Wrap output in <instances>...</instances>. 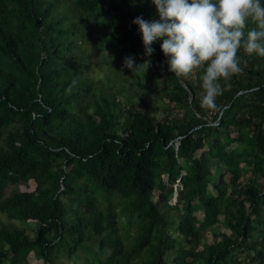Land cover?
I'll use <instances>...</instances> for the list:
<instances>
[{
    "label": "trees",
    "instance_id": "trees-1",
    "mask_svg": "<svg viewBox=\"0 0 264 264\" xmlns=\"http://www.w3.org/2000/svg\"><path fill=\"white\" fill-rule=\"evenodd\" d=\"M131 5L0 0V264H264V57L238 49L215 109L200 103L203 66L171 72L160 40L145 71L124 64L131 84L117 70L93 82L98 57L146 59L132 20L158 18Z\"/></svg>",
    "mask_w": 264,
    "mask_h": 264
},
{
    "label": "clouds",
    "instance_id": "clouds-1",
    "mask_svg": "<svg viewBox=\"0 0 264 264\" xmlns=\"http://www.w3.org/2000/svg\"><path fill=\"white\" fill-rule=\"evenodd\" d=\"M158 19L133 18L137 25L146 59L134 65L132 56L125 57V66L134 69L149 67L160 40V50L171 72L187 75L203 66V94L200 103L217 107L221 95L233 74L242 71L238 49L264 57V0H150ZM249 20L255 27L248 28ZM247 29V30H246ZM223 81V85L221 83ZM75 80L68 86L70 91Z\"/></svg>",
    "mask_w": 264,
    "mask_h": 264
},
{
    "label": "rangeland",
    "instance_id": "rangeland-1",
    "mask_svg": "<svg viewBox=\"0 0 264 264\" xmlns=\"http://www.w3.org/2000/svg\"><path fill=\"white\" fill-rule=\"evenodd\" d=\"M133 5H131V9L134 12V7L136 4H139V0H132ZM148 7V4H146ZM137 6V5H136ZM146 13H150V14H154L156 16V18H158V14L156 12L155 6L151 5L149 6V10L145 11L144 14ZM137 16L141 15V11H136ZM86 48L88 50H93L95 47L92 43H89L86 45ZM93 62L95 63L94 66H92L90 68L89 71H87V76L93 80V82H97V81H104L105 75L106 74H111V76H113L114 71L117 70V72L119 74L122 75V77L128 82V84H131V82L133 81L132 78H135V76L132 75L131 72H129L127 69L123 68L124 66V62L121 63V67L122 68H114L112 70V68L110 67L111 65H106L105 63H103L100 58H96L95 60H93ZM124 80V81H125ZM105 83V82H104ZM128 84H124V88L122 90L123 95H131V93L136 90L139 89L137 85H133L132 87L128 88ZM106 86V85H103ZM118 87L120 86L117 85ZM154 87L151 84V86L148 84L145 87V90H143L144 92V100L146 101V103L149 105V107L153 110V112L155 113V115L157 116V118H160L163 114H165L166 112L164 111L167 105V100L166 98L161 99L159 97V93L154 92ZM142 91V90H139ZM120 98L123 100V97L120 96ZM137 102H140L138 98H136ZM34 188V185L32 183L29 184L28 187H21L20 189L22 190H32ZM198 218L201 219V214L198 213L197 214ZM121 220H123V217H120ZM0 220L3 222H9L8 219L3 215L0 214ZM16 226H18L19 228H25L27 230V235L28 236H32L33 233L30 230L34 224L31 222L28 225L25 224H21L19 221H15L14 222ZM215 230L217 233H228V231L223 228L221 225H217L214 226ZM214 228H212L214 230ZM209 230H207L206 232H204V237H203V241L205 243H212L214 237H212L211 233L208 232ZM134 231L130 229V233L129 235H133ZM130 240V239H129ZM125 242H127V239H125ZM28 264H42V261L39 260L38 258H36L32 253L29 254L28 258ZM63 264H72L70 261H63Z\"/></svg>",
    "mask_w": 264,
    "mask_h": 264
}]
</instances>
